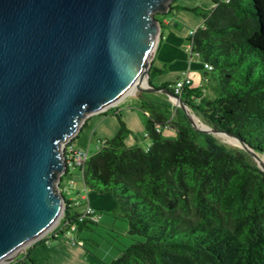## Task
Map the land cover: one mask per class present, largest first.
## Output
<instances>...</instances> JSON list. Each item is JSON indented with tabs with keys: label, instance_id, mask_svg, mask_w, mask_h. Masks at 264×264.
<instances>
[{
	"label": "trees",
	"instance_id": "obj_1",
	"mask_svg": "<svg viewBox=\"0 0 264 264\" xmlns=\"http://www.w3.org/2000/svg\"><path fill=\"white\" fill-rule=\"evenodd\" d=\"M212 2L189 37L206 83L186 84L181 97L205 124L264 155V0ZM166 71L151 65V79ZM144 95L149 146L126 144L130 130L119 114L118 132L90 154L82 173L89 189L114 194L133 238L108 264H264V171L248 152L212 134L204 133L208 145H200L196 136L203 132L180 107L172 116L170 103L162 110ZM167 124L175 136L156 130ZM65 202L52 238L71 225L80 231L99 222ZM20 264L43 263L28 249Z\"/></svg>",
	"mask_w": 264,
	"mask_h": 264
},
{
	"label": "water",
	"instance_id": "obj_2",
	"mask_svg": "<svg viewBox=\"0 0 264 264\" xmlns=\"http://www.w3.org/2000/svg\"><path fill=\"white\" fill-rule=\"evenodd\" d=\"M173 1L0 0V262L64 214L62 147L88 115L131 91L162 93L196 131L228 133L195 126L182 97L151 79L155 15Z\"/></svg>",
	"mask_w": 264,
	"mask_h": 264
},
{
	"label": "crops",
	"instance_id": "obj_3",
	"mask_svg": "<svg viewBox=\"0 0 264 264\" xmlns=\"http://www.w3.org/2000/svg\"><path fill=\"white\" fill-rule=\"evenodd\" d=\"M175 1L171 4L174 9L165 13L161 18L158 17L162 27L151 63L157 68L167 66V71L157 74L153 82L161 86L160 83L168 81L169 87L172 88L174 82L182 77L185 72H188L193 86L204 87L206 83L203 76L205 64L201 62L197 55H193L190 48L191 41L189 40L191 32L202 25L204 18L202 16V19H200L195 14L197 11L193 10V8H196V6H182ZM198 5L204 8L202 13L214 7L212 0H199ZM190 9L195 11V13L189 11ZM134 96L138 97V99L134 98ZM146 97L162 110H166V104L170 103L171 106L169 108L173 111L172 116L174 115L175 104L169 97L160 95H146ZM119 114H121L123 121L130 130L125 137L126 144L141 147V142L148 137L146 122L149 112L145 110L143 98L137 96L136 93H128L111 107L88 115L76 134V145L81 148H88L90 154L97 151L99 149L98 139L111 138L118 132L120 128ZM83 124L85 125L83 126ZM163 134L165 136H175L176 132L172 128H165L163 129ZM60 188L65 198L70 202V210L73 213L83 214L84 212L79 209V206L83 203L87 206L88 202H90L96 212L103 208H114L117 203L113 193H100L89 189L85 185L83 174L78 169L71 168L66 174L61 176ZM101 219L102 217L100 216L99 220ZM64 235L69 234L65 233ZM71 235L72 233L70 234V240L68 239L69 237H66L67 241L65 242L59 240L53 244L46 240L43 245H48L47 249L50 253L45 255L38 251L36 245L39 243L31 244L28 248L31 249V257L34 256L38 263L43 264L51 263L52 254L61 256L58 258H64L63 260L68 259L71 264H87L84 257L92 264L103 263L94 253L95 258L89 254L88 250L87 254L85 253L86 244L73 243ZM77 236L79 240L84 241L79 232H77ZM27 250L1 261L0 264H20V261L25 258Z\"/></svg>",
	"mask_w": 264,
	"mask_h": 264
},
{
	"label": "rangeland",
	"instance_id": "obj_4",
	"mask_svg": "<svg viewBox=\"0 0 264 264\" xmlns=\"http://www.w3.org/2000/svg\"><path fill=\"white\" fill-rule=\"evenodd\" d=\"M175 2L179 3L182 6H185V5L189 7L196 6L197 13H195V11L191 9L189 11L194 12L198 16V18L202 19L201 13L203 12L204 8L198 5L199 0H176ZM162 16H164V14H157V17L161 18ZM193 55L196 56L195 53H193ZM129 93H136V91H131ZM145 94L147 96H153V95L166 96L165 94H162V93H145ZM135 97L136 96H134V98ZM136 99H138V97H136ZM191 112L198 118L199 122L204 123L203 120L199 116H197L193 112L192 109H191ZM209 134H212V133H209ZM212 135L215 138H217L220 142L227 144L230 147L235 146V147H238V149L244 150L243 148H239L240 146L232 144L228 142L227 140L223 139L221 136L218 135V133H213ZM196 141L200 145H203V146L208 145V139L204 133L197 134ZM149 142H150L149 137H146L143 140V142H141V145H142L141 147L147 148ZM85 205L86 204L83 203L81 206H79V209L82 210L83 212L85 211V208H86ZM98 213L102 217V219L99 220L97 224H93L91 229L86 228L80 231L76 230L74 233H72V235L78 238L77 232H79V234L82 235L81 237H83V239L86 240L85 241L86 242L85 243L86 244L85 253L87 254V250L92 251V253H94L99 259H101L104 264H108L112 261V259H114L118 255L120 249H122L125 245H128L133 241V238H131L127 234V228H128L127 220L121 217L117 213L116 206L110 209H107V208L100 209ZM59 224H60V219L56 220L45 233H43L39 237L23 245L19 250L14 252L11 255V257L26 251L31 246V244H34L40 241L42 238L48 237L49 234H50L49 241L50 243H53V244L57 243L59 240L61 242L67 241L66 237H69L68 239L70 240V234L66 236L63 234L58 239H54L51 237V234L53 233V231L57 228ZM47 246L48 245H43V243H39L36 245V247L38 248V251H40L44 255L50 253V251L47 249ZM52 256L53 258L52 260H50L51 262L50 264H71V261H69L68 259L63 260L64 258L63 259L58 258L61 256H58L57 254H54V255L52 254ZM32 258H35V257L32 256ZM84 260L87 264H92L89 260L86 259V257H84Z\"/></svg>",
	"mask_w": 264,
	"mask_h": 264
},
{
	"label": "built area",
	"instance_id": "obj_5",
	"mask_svg": "<svg viewBox=\"0 0 264 264\" xmlns=\"http://www.w3.org/2000/svg\"><path fill=\"white\" fill-rule=\"evenodd\" d=\"M194 34V31L191 32V35ZM190 48L192 49V42H191V46ZM192 82L191 77L189 76L188 72H185L182 77L178 78L173 86H172V90L175 94L181 96L182 93V88L186 85V84H190ZM175 104V108L178 107V105L176 103ZM165 128H170L169 125H165V126H160L157 125L156 126V130L158 132L163 131V129ZM148 135V133H147ZM75 137V135L69 139H67L65 141V143L63 144L62 150L64 151L65 155H66V160H67V165L69 169H78L80 170L81 173H83V169H84V164L87 161V159L90 156V152L88 150V148H81L79 146L76 145L75 141H73V138ZM99 147L101 146V144L104 142V139H98L97 140ZM64 215V214H63ZM62 215V217H63ZM81 217H88L94 221H99L100 219V215L98 212H96L95 208L91 205L90 202H88L85 211L83 214H81ZM60 218V222H61ZM77 230L76 225H71L67 234H71L74 233ZM71 240L73 243H77V244H83V240H79L78 238L74 237L73 235H71Z\"/></svg>",
	"mask_w": 264,
	"mask_h": 264
},
{
	"label": "bare ground",
	"instance_id": "obj_6",
	"mask_svg": "<svg viewBox=\"0 0 264 264\" xmlns=\"http://www.w3.org/2000/svg\"><path fill=\"white\" fill-rule=\"evenodd\" d=\"M191 117H192V120H193V123L195 125H197L198 127H202V128H206V129H210L207 125H205L204 123H201L198 121V118L191 114ZM218 135L221 136L223 139L227 140L228 142L232 143V144H235L237 146H240V148H243L242 147V143L236 139L233 135L231 134H228V133H224V132H218ZM258 163L263 166L264 165V155H260L259 158H256Z\"/></svg>",
	"mask_w": 264,
	"mask_h": 264
}]
</instances>
